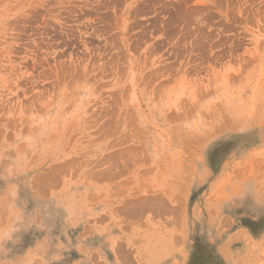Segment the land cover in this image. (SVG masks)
<instances>
[{
    "label": "rangeland",
    "instance_id": "rangeland-1",
    "mask_svg": "<svg viewBox=\"0 0 264 264\" xmlns=\"http://www.w3.org/2000/svg\"><path fill=\"white\" fill-rule=\"evenodd\" d=\"M0 264H264V0H0Z\"/></svg>",
    "mask_w": 264,
    "mask_h": 264
},
{
    "label": "crops",
    "instance_id": "crops-1",
    "mask_svg": "<svg viewBox=\"0 0 264 264\" xmlns=\"http://www.w3.org/2000/svg\"><path fill=\"white\" fill-rule=\"evenodd\" d=\"M218 251H219L220 253H222V255H223V259H224V261H225V248H224V245L219 246V247H218Z\"/></svg>",
    "mask_w": 264,
    "mask_h": 264
}]
</instances>
